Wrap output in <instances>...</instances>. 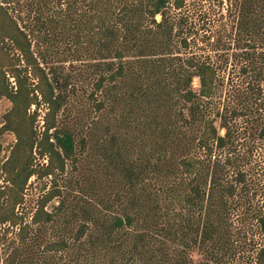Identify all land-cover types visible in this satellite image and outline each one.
Masks as SVG:
<instances>
[{
	"label": "trees",
	"instance_id": "obj_1",
	"mask_svg": "<svg viewBox=\"0 0 264 264\" xmlns=\"http://www.w3.org/2000/svg\"><path fill=\"white\" fill-rule=\"evenodd\" d=\"M185 1L0 0V131L15 137L1 264H231L236 210L264 264V0H225L228 33L205 52ZM60 44L91 75L83 125L63 116L75 90ZM67 165L91 173L56 184ZM31 176L49 184L25 221Z\"/></svg>",
	"mask_w": 264,
	"mask_h": 264
},
{
	"label": "rangeland",
	"instance_id": "obj_2",
	"mask_svg": "<svg viewBox=\"0 0 264 264\" xmlns=\"http://www.w3.org/2000/svg\"><path fill=\"white\" fill-rule=\"evenodd\" d=\"M225 0H186L184 9L188 13V22L191 23V30L188 37L192 40L191 47L194 51L205 52L208 51L209 45L214 40L225 38L230 27L231 19L227 17ZM62 46V47H61ZM60 48L64 49V53L58 52L55 56L63 59L59 64L65 67V72L70 75V83L74 87L75 94L70 97L71 103L63 108V116L65 121L69 124L78 122L80 120L81 125L89 121L88 119L93 115L90 110V105L87 106V93L91 87V75L89 72H84L83 67L79 66L78 70H73L67 66L70 63L68 60L70 56L68 49L60 44ZM59 49V50H62ZM83 58V56H82ZM56 59V58H55ZM76 63L77 62H72ZM5 69V68H2ZM78 73V74H77ZM7 81L10 85H13L12 77L6 74ZM69 101V102H70ZM11 104L8 99L0 95V125L3 121V115L8 111ZM31 114L29 121L32 128L38 132L41 130L42 115L44 112V106L39 105L34 107L31 105L27 111ZM26 121V122H25ZM25 124H28V119H25ZM15 141V137L10 131H0V165L8 157L10 150ZM32 154H34L32 152ZM35 156V155H33ZM37 162L41 159L35 157ZM78 167V168H77ZM76 168L70 165L66 166L64 173L56 178V184L66 185L67 187L73 186V180L75 177H79V173H91L89 166L80 165ZM93 172V171H92ZM86 181V175L84 176ZM2 181V173L0 168V185ZM26 187L23 191V201L17 207V210L24 216L25 221H28L30 214L34 211L37 199L43 193V188L48 186L46 178H34L31 176L26 182ZM71 189V195L74 188ZM237 210L231 214V264H250L253 257L256 243L261 240L260 235L257 236L250 230L246 221H241L240 217H236ZM0 229V233H1ZM49 232V231H48ZM15 228L8 227L6 231L2 232L0 236V264L6 253V245L10 244L14 239ZM48 235V233H47ZM2 242V243H1Z\"/></svg>",
	"mask_w": 264,
	"mask_h": 264
}]
</instances>
